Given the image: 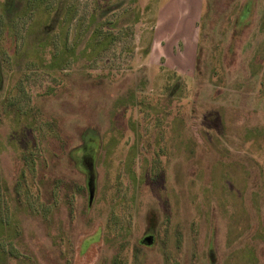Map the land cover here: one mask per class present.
<instances>
[{
    "label": "rangeland",
    "instance_id": "1",
    "mask_svg": "<svg viewBox=\"0 0 264 264\" xmlns=\"http://www.w3.org/2000/svg\"><path fill=\"white\" fill-rule=\"evenodd\" d=\"M114 4L88 65H73L68 50L53 60L81 70L49 106L68 150L88 126L100 137L96 162L77 159L91 183L86 190V176L59 151L55 162L42 154L44 199L21 191L26 208L15 227L4 225V248L31 264H264V0H71L66 47ZM23 34L18 26V41H0V101L9 106L7 91L18 109L0 114V174L10 184L18 151L38 154L46 139L45 117L30 124L28 114L55 85L39 62L49 55L34 54L40 68L22 56ZM86 71L102 86L91 89ZM34 175L26 172L29 185ZM61 176L83 191L54 207L50 181ZM151 235L152 245L142 243Z\"/></svg>",
    "mask_w": 264,
    "mask_h": 264
},
{
    "label": "trees",
    "instance_id": "2",
    "mask_svg": "<svg viewBox=\"0 0 264 264\" xmlns=\"http://www.w3.org/2000/svg\"><path fill=\"white\" fill-rule=\"evenodd\" d=\"M0 3H2L0 7V41H10V38L18 41L19 37H17L16 34L19 26V28L22 29V33H24L22 37L24 47L22 56L32 59L30 65L31 67L40 68L41 66L37 65V63L35 62L36 58H33L34 54L41 56H43L44 54L49 55V63L44 64L43 60L45 59H42V57L41 59H39V62L43 64L44 68H47V74L52 77L53 83L55 84L44 93H39L40 95L37 96V98H39V101L38 103H36V107L30 114H28L30 115L28 116V123L30 124H35L34 122L36 120L39 121V118L42 116L45 117L42 124L46 128L43 129L46 135V139H44L40 143L38 154H34V151H29V148H24L22 150L20 149L18 151L20 152L19 161L17 163L18 165H16V173L18 175L12 181V185L8 183L7 180L4 179L0 174L1 238V235L4 233L5 226L8 227L9 225H11V222H13V226L15 225L13 219L15 213L22 211L23 208H26L24 202L19 199L20 193L24 188L29 187V189H34L37 198L41 200L44 199L43 193H41L38 188L46 185L45 174L47 171H49L47 166L49 165L47 163L48 160L44 157L45 154L49 153L50 160L55 162L56 160H60V158H58L59 155H57L58 152H56L59 151L61 155L60 157L65 158L66 162L68 161L69 163L74 165V168L77 172L80 171L77 165V159L79 158L80 154L82 155L80 159H83V157L85 156L88 157L92 162L97 161L101 142L97 132L93 131L94 128H90L88 126L80 135V139L82 141L81 144L68 150V142L64 134L62 135L60 132L62 126L61 121H59L58 117H55L50 112V102H52L62 94L71 92L72 86L70 84V81H68L70 77L73 75L71 78L72 81L74 74L81 75V70L73 71L72 69L67 71L63 66L56 67L57 65L53 64V60L56 58H64L68 50L70 55L67 56H70L69 60L74 63L73 65H78L80 58L83 59L88 65V63L91 61L90 55H93L94 51L97 50V48H95L94 46V42L102 32L100 29L102 20L109 13L120 8V6L117 4L109 5L105 9H103L100 14H94L89 28L87 29L85 35H83L84 37L80 38L78 41V28L73 38V44L75 45H72V47L69 49L68 47H66V44L70 41V38L68 39L69 28L67 26L70 23L71 16H73V7L71 5V0H53L52 2L47 3V5H44L43 0H2ZM118 24L119 21L117 23H114L113 27L111 28H116V25ZM105 37L106 36H104V40H106ZM56 44L59 45L56 46ZM1 59L2 58L0 56V88H3V69ZM57 63L60 62L57 61ZM20 65V70L16 69L13 72V75H11V77L9 78L13 86H15L16 82L19 81L15 80L16 78H18L16 76H20L21 78L22 73L24 72L22 70L23 67L21 63ZM85 75L86 76L84 79L90 82L89 87L91 89H98L102 86V79L88 78L87 71ZM104 82L107 84V81ZM0 91L5 93V90ZM8 93L6 91V97L10 102L9 106L4 107V103L0 101V103L2 102V106L0 104V114L3 110L4 113L13 112L17 115L18 109L15 107V104L12 102ZM15 108L17 111L14 110ZM4 117H2V121L4 120ZM11 122L13 121L11 120ZM30 128L32 127L24 126L22 128L24 130L23 137H25L24 134H29V132L31 131ZM37 129L40 130L41 128L38 127ZM53 147H56L57 150L53 149ZM26 172L32 175L36 174L34 176L40 175L39 182H32L29 185L28 179L26 177ZM81 173L84 175L86 174L83 171ZM85 176V186L87 190V187H89L91 182L90 177L88 175ZM95 176L96 175L94 169L93 177ZM50 183L52 185L51 203L52 205H55L54 207H56L59 203L58 200L62 194H64V196L67 198V201L72 203L69 195H71V193H74V195H78L83 191L82 186L77 183V181L66 180L64 176L57 177L53 181L51 180ZM26 196L27 194L24 195V197ZM90 198L92 197L90 196ZM44 205L50 204L44 203ZM42 208V215L46 216L49 213V208L46 206H43ZM8 234L9 233H7V235ZM11 234L13 235L12 230ZM13 260H19V264H31L30 261L27 260L26 257H24V255H16L13 251V248L8 247L7 245L4 248V245L2 244L0 239V264H12Z\"/></svg>",
    "mask_w": 264,
    "mask_h": 264
},
{
    "label": "water",
    "instance_id": "3",
    "mask_svg": "<svg viewBox=\"0 0 264 264\" xmlns=\"http://www.w3.org/2000/svg\"><path fill=\"white\" fill-rule=\"evenodd\" d=\"M91 197H92V194H91ZM154 242V236H147L143 239V242L145 245H152Z\"/></svg>",
    "mask_w": 264,
    "mask_h": 264
}]
</instances>
